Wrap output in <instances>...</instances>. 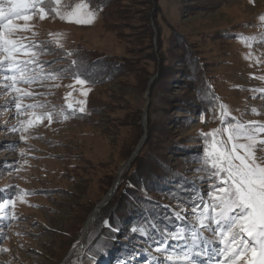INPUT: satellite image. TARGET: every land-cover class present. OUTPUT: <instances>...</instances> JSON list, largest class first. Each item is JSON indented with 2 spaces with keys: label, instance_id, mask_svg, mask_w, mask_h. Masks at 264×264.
Segmentation results:
<instances>
[{
  "label": "rangeland",
  "instance_id": "374dc122",
  "mask_svg": "<svg viewBox=\"0 0 264 264\" xmlns=\"http://www.w3.org/2000/svg\"><path fill=\"white\" fill-rule=\"evenodd\" d=\"M96 1L103 5L99 12L88 5L84 9L95 14L93 21L77 24L61 20L52 9L71 11L83 0H61L59 6L46 0L45 18L32 16L29 29L21 27L12 37L32 46L17 59L34 60L26 67L35 79L17 84L19 93L0 87V204L13 201L0 209V264H64L73 251L86 249L87 218L144 134L148 83L140 85V75L144 81L156 76L162 62L164 73L148 95L145 131L150 134L139 169L144 190L153 193L143 197L149 202L142 199L132 209L145 221L126 229L134 240L124 241L126 231L115 242L101 234L93 241L94 251L106 252L82 250L77 259L88 264L162 262L164 254L156 251L160 233L188 226L198 215L193 207L200 197L211 202L207 193L219 181L204 163L205 150L213 156L214 141L230 150L227 129L232 126L245 125L254 137L250 141L241 134L233 142L253 144L255 155L264 158V132L255 130L264 125V0H160L157 9L156 0ZM0 5L6 6V0ZM157 10L154 24L150 15ZM190 67L202 81L195 87ZM4 83L11 81L0 75ZM122 197L110 214L118 213ZM196 226L213 247L219 245L212 231ZM177 243L169 240L167 247ZM251 247L249 240V260Z\"/></svg>",
  "mask_w": 264,
  "mask_h": 264
},
{
  "label": "snow or ice",
  "instance_id": "6c2138e0",
  "mask_svg": "<svg viewBox=\"0 0 264 264\" xmlns=\"http://www.w3.org/2000/svg\"><path fill=\"white\" fill-rule=\"evenodd\" d=\"M45 2L46 0H6V6L0 5V52L4 53L3 58L0 59V75L3 76L4 81H11V83L0 84V87L10 92L15 89L19 93L21 89L16 87L17 84H31L35 79L27 75L26 67L34 60L31 57L27 60L17 59L18 53L27 52L32 46L24 44L18 39L14 40L12 37L21 27L25 30L29 29L27 22L32 16L39 15L41 20L45 18L47 15L44 7ZM55 3L59 6L61 0H55ZM86 8L87 5L78 4L71 11L62 12L59 7L53 8L52 11L61 20L89 24L95 18V14L84 11ZM20 19L25 21L23 26L14 23ZM261 19L264 20V16ZM60 35L62 34H57V36ZM31 55L34 57L35 53L32 52ZM50 77L56 78L54 74H50ZM77 83L83 85L85 81L77 79ZM82 94L86 96L87 91H83ZM24 95H31V93L26 92ZM80 103L83 105L85 101ZM16 107L19 111L21 108L19 102ZM27 107L34 108L36 105ZM221 107L226 109L224 105ZM79 110L83 112V106ZM255 111L253 109L254 113ZM46 115L51 120L50 114ZM256 123L250 122V124ZM12 130L17 129L13 127ZM255 130L264 132V125L257 126ZM227 131L229 132V141L232 142L230 150L223 147V142L215 141L213 156L209 157L208 150H205L204 163L205 165L210 164V168L214 169L211 171V176L219 181V185H212V190L207 193L211 202L200 197L199 203L193 207V212L198 215L188 226L175 233H160L159 246L156 251L164 254L165 258L162 262L158 261L157 264H238L239 261H244V264H264V162H258V160L264 161V158H258L255 155L253 144L233 142L239 139L241 134L250 141L254 140V137L247 135L245 125H234ZM206 135H215V133ZM260 143H264V141H260ZM237 149L242 150L243 154ZM12 203L13 201L8 199L0 204V209H4L6 204ZM201 205L203 211H199ZM209 211H211V215H209ZM176 215L177 218L183 219L179 212ZM197 224L200 229L212 231L217 237L219 245L213 247L212 241L201 235ZM213 224L216 226L215 228H212ZM244 234L249 238L248 240L243 238ZM169 240L178 242L171 250L167 247ZM249 240L252 242L251 260L247 258Z\"/></svg>",
  "mask_w": 264,
  "mask_h": 264
},
{
  "label": "trees",
  "instance_id": "16d2710c",
  "mask_svg": "<svg viewBox=\"0 0 264 264\" xmlns=\"http://www.w3.org/2000/svg\"><path fill=\"white\" fill-rule=\"evenodd\" d=\"M83 1H84V3L86 5H88L92 9V11H94L96 13L99 12L102 9L103 5L99 4V2H97L96 0H83ZM159 2H160V0H156L155 1V9L158 8ZM107 3L109 4L110 2L107 1ZM158 16H159V10L154 11L153 14L151 13L150 17H152V19H154V24L156 23V21H157L156 19L158 18ZM149 33H150V31H146V35L147 36L149 35ZM157 44H158V50L161 53V50H160L161 49V41H160V39H158V43ZM146 49H148V46L146 47ZM146 57H148V56H146ZM149 60H150V57H149ZM165 67L166 66H164V62H162L161 66H160L159 74H157L155 77H154L155 74L152 76V77H154V79L151 82V84L149 85V87L147 88V91L149 92V95L152 94L153 89H154L155 85L158 82V80H157L158 78L157 77H159L160 75H163L164 72H162V71L164 70ZM190 69H191V71H190L188 77H190V79L192 80L193 85L195 87L196 86V81L199 80V78L197 76H195L196 72L194 71L193 67H190ZM140 77H141V80H142L140 85H144L145 84V86H146V83H148L150 78H151V77H149L148 79H146L144 81V75H140ZM201 82L202 81L199 80V84L198 85H200ZM194 89H196V88H194ZM197 98H198V100H200L204 104V100L205 99H201L199 97H197ZM201 108H202L203 111H205L204 108H203V105H202ZM148 130H149V127H148ZM149 134H150L149 131L148 132L145 131V140L143 142V145H142L138 155L131 162L129 168L126 171H124L123 175L120 177L119 184L116 187V189L114 190V193H113L111 199L108 201L107 204H105L97 212V214L95 216V219L93 220L95 222H91L90 223V225L88 227V230H87V234L88 235L86 234L87 235V237H86V249H84V250H87V251L90 252L88 254L95 253L97 255H100L101 253L106 252V251H104L102 249H100L99 251H98V249L94 251L95 248H94V245H93V241L98 240L99 236H101V234L102 235L105 234V238L108 237L107 238L108 241L115 242V241H117L118 237L120 239V235L122 234V232L126 231V236L124 238V241L128 242V240H134L135 236H133V235L130 236L131 233H129V231H127L126 229L129 228V227L137 226V222L140 221V220H141V222L145 221V218L143 217L142 213L139 214V211H137V213H136L132 209L134 208V206L138 205L137 203H139L142 199L146 200L147 202H149V198H143V197H146V196H148V195L153 193L151 190H147V189L144 190L145 184H144V182H141L142 180H144L143 177H142V171H139L140 165L142 164V161H143V154H144V151L146 149L145 147L148 144L147 141H148V138H149ZM146 191H149V192L146 193ZM141 192L143 194H145V193L146 194L144 196H142ZM120 195L123 196L122 197V199H123L122 202H124V203L122 205L117 206L118 207L117 208V210H118L117 214H119V216H120L117 219V218H115V216L117 214L115 213V214L112 215V214H110V211H111L112 207H114V205H113L114 201L117 200L120 197ZM155 198L158 199V201L160 200L159 196H157V195L155 196ZM163 200L166 203H170L165 198H163ZM157 203H159L158 205H160V202H157ZM120 211H122L123 214L122 213L120 214L119 213ZM91 224H92V226H91ZM138 239H140V238H137V241H138ZM79 242H80V239H79ZM141 242H143V239H141ZM122 243H124V242H122ZM78 245H79V243H78ZM118 245L116 247V250L119 247ZM112 246L113 245L109 244L107 248L110 250L112 248ZM114 246H116V245H114ZM84 248H85V246H84ZM124 248H125V245L120 249V252L125 250ZM84 250H83V253H84ZM73 254H74V251L67 258L66 262L68 261V259ZM110 254L106 255L105 258L109 257ZM86 258L88 259L87 254H86ZM76 259L74 260L73 264H76V262H78L77 264H88L87 262H85V258L82 259L80 257L79 259H77V260ZM89 262H92V261H89Z\"/></svg>",
  "mask_w": 264,
  "mask_h": 264
},
{
  "label": "water",
  "instance_id": "95a60500",
  "mask_svg": "<svg viewBox=\"0 0 264 264\" xmlns=\"http://www.w3.org/2000/svg\"><path fill=\"white\" fill-rule=\"evenodd\" d=\"M155 77V76H154ZM154 77H151L150 78V80H149V82H148V86L147 87H149V85L151 84V82L153 81V79H154ZM148 95H149V92L148 91H146V94H145V102H146V104H145V106H144V109H143V114H142V121H143V127L145 128V125H146V110H147V107H148ZM144 140H145V133H144V135L140 138V140H139V142H138V144H137V146H136V148H135V150L133 151V153L131 154V156L123 163V164H121L120 166H119V168L120 167H124L125 168V170L124 171H126L128 168H129V166H130V164H131V162L135 159V157L138 155V153H139V151H140V149H141V147H142V145H143V142H144ZM118 168V169H119ZM123 171V172H124ZM119 180V175H118V171H117V174H116V178H115V181H114V183L112 184V186H111V188H110V190H109V192L104 196V198L95 206V208L93 209V210H96V212H98L105 204H107L108 203V201L111 199V197H112V195H113V193H114V190L116 189V187L118 186V181ZM95 222V221H94Z\"/></svg>",
  "mask_w": 264,
  "mask_h": 264
},
{
  "label": "bare ground",
  "instance_id": "6f19581e",
  "mask_svg": "<svg viewBox=\"0 0 264 264\" xmlns=\"http://www.w3.org/2000/svg\"><path fill=\"white\" fill-rule=\"evenodd\" d=\"M142 125H143V121H142ZM144 133H145V128H144ZM125 170V168L122 166L118 169V175H119V179L120 177L123 175V171ZM119 181V180H118ZM119 183V182H118ZM97 212L96 210H93L92 213L89 215V217L87 218L86 220V223H85V231H87L88 229V226L91 222H93L92 220L95 219V216H96ZM82 250H83V246H81L79 248V250L77 249V251L74 252V254L70 257V259L68 260V262L66 264H73L74 260L81 255L82 253Z\"/></svg>",
  "mask_w": 264,
  "mask_h": 264
}]
</instances>
